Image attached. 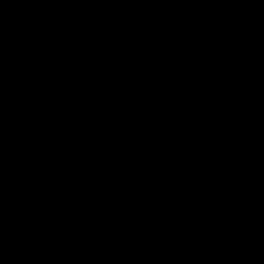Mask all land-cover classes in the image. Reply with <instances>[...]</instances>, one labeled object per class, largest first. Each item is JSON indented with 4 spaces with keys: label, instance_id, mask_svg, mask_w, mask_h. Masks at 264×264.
<instances>
[{
    "label": "water",
    "instance_id": "95a60500",
    "mask_svg": "<svg viewBox=\"0 0 264 264\" xmlns=\"http://www.w3.org/2000/svg\"><path fill=\"white\" fill-rule=\"evenodd\" d=\"M0 264H264V0H0Z\"/></svg>",
    "mask_w": 264,
    "mask_h": 264
}]
</instances>
